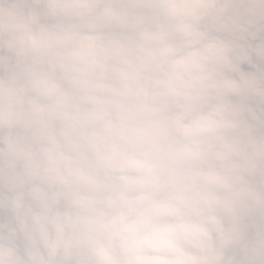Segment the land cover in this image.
I'll return each mask as SVG.
<instances>
[{"label":"clouds","instance_id":"obj_1","mask_svg":"<svg viewBox=\"0 0 264 264\" xmlns=\"http://www.w3.org/2000/svg\"><path fill=\"white\" fill-rule=\"evenodd\" d=\"M0 264H264V0H0Z\"/></svg>","mask_w":264,"mask_h":264}]
</instances>
